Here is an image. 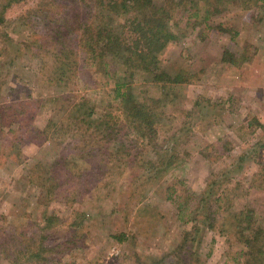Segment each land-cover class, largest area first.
I'll use <instances>...</instances> for the list:
<instances>
[{"label": "rangeland", "instance_id": "374dc122", "mask_svg": "<svg viewBox=\"0 0 264 264\" xmlns=\"http://www.w3.org/2000/svg\"><path fill=\"white\" fill-rule=\"evenodd\" d=\"M6 1L0 0V7ZM39 2L23 0L8 8L3 14L7 24L0 28V107H14L20 113L24 107L30 121L22 129L0 126V218H5L0 221V264H11L13 251L17 257L16 234L30 239L47 232L40 231L45 211L55 212L64 224L52 240L60 255L65 250L63 257L57 255L60 264H141L142 258L151 264L150 259L171 252L181 240L184 226L178 205L185 206L188 200L192 206L188 196H199L211 181L216 182L217 197L234 192L229 196L232 211L250 209L264 227V168L257 164L264 163V16L259 22L241 8L226 9L215 0L206 7L209 14L204 9L200 13L201 20L191 4L188 12L175 15L171 25L180 35L162 52L161 65L174 76L181 73L185 82L168 85L163 98L151 77L135 75V93L163 98V113L156 144L137 143L131 134L126 146L132 155L125 158L112 149L95 151L94 140L70 132L75 123L66 120L73 113V101H90L97 106L96 117L101 116L112 102V77L124 67L117 61L105 70L81 63L69 88L44 83L42 65L51 63L45 29L40 25L36 31L37 22H32L34 33L18 21ZM198 3L200 8L206 4ZM252 12L254 16L259 9ZM226 50L236 54L247 50L252 57L241 67L232 66L222 62ZM79 53L85 57L83 50ZM51 122L58 127L46 140L43 132ZM62 123L67 124L66 135L60 131ZM120 139L127 140L124 135ZM215 144H225L224 155L216 156L211 147ZM167 148L177 156L174 169L161 167L167 163L161 150ZM159 154L160 167H152L151 159ZM72 162L82 175L68 174L75 167ZM55 163L71 166L61 174L54 168L63 184L70 180L71 193L67 199L59 196L49 202V188L41 187V178L45 172L52 176ZM31 177H36L32 185ZM196 248L203 264L243 263L239 254L244 245L235 236L205 227Z\"/></svg>", "mask_w": 264, "mask_h": 264}, {"label": "trees", "instance_id": "16d2710c", "mask_svg": "<svg viewBox=\"0 0 264 264\" xmlns=\"http://www.w3.org/2000/svg\"><path fill=\"white\" fill-rule=\"evenodd\" d=\"M21 1L23 0H8L6 2L9 3L1 6L3 8L0 9V28L7 24L3 14L8 8ZM190 1L191 3L186 0L161 2L157 0H40L35 10H27L18 17V21L21 20L26 27L31 28L33 26L30 24L37 22L34 27L36 31H39L37 27L40 25L45 29L51 63H44L41 72L45 76L44 83L50 86L55 85L63 90L69 88L76 78V73L77 77L79 76L77 70L81 63L91 62V65L104 67L105 70L110 63L117 61L124 67L123 73H117L112 77L115 80L111 93L112 102L101 110V116L96 117L97 106L90 101L72 102L73 113L66 120L75 123V131L71 127L70 132L86 134L88 139H93L94 142L91 143L95 151L106 153L107 150L112 149L123 154L125 158L132 155L126 146L131 134L136 135L137 143L147 142L149 146L156 144L157 124H160L163 113L161 106L164 103V91L168 85L185 82L181 73L174 76L168 71L169 69L161 65L162 52L170 44L175 43L180 35V32L173 30L171 22L175 15L180 13L179 11L188 12V4L198 9V17L201 20L204 18L201 17L203 9L209 14L211 11L206 7H211L213 3V0H199L206 2L205 6L200 8L198 0ZM215 1L226 9L230 6L239 7L251 17H257L256 20L259 22L263 20L264 0ZM213 8L220 10L218 6ZM256 9H259V12L253 16L252 11ZM40 12L41 16L38 17ZM195 17L197 18V15ZM205 19L209 20L210 17ZM34 28L31 29L34 31ZM219 30L226 32V29L220 26ZM237 36L238 33H234L233 39ZM38 40L39 38H35L34 42ZM82 50L85 57L79 53ZM246 52L248 53L245 50L243 54L241 52L236 54L226 50L222 62L241 67L251 60L252 56ZM140 73H146L151 77L156 87L159 86L157 88L162 92L163 98H142L135 93L134 79L135 75ZM22 108L20 113L16 112L14 107H0V126L5 128L18 125L19 129L24 128L22 124L30 121H27L26 109ZM66 125L62 123L60 126L63 135L68 134ZM55 126L58 127V124L51 122L43 132L46 140L50 130L52 128L56 130ZM28 128L32 129L33 125L32 127L29 125ZM123 131L127 133L122 134ZM121 135L127 140L121 141ZM224 146L225 144H215L211 147L218 156L224 155ZM92 149L90 148L91 151ZM229 150L230 148L226 147V152ZM161 153L166 154L164 161L167 162L161 167L174 169L178 166L179 163H175L177 156H173L171 149L167 148L164 152L161 150ZM160 159V154L156 160L151 159L152 167H158ZM257 164L264 168L261 160H258ZM69 167L71 166L65 167L64 164L55 163L53 170H50L52 176L49 172H45V176L41 178L43 181L41 187L49 188L47 189L49 202L57 201L59 196L67 199L71 193L68 185L70 180L63 184L56 172L57 170L61 174L63 169L67 170ZM74 169H77V163L68 170V174L82 175L80 170L74 171ZM34 179L36 177L30 178V185L35 183ZM215 185L216 182L211 181L199 196L194 198V193L188 196L193 198L192 206H189L188 200L185 206L178 205L179 221L184 226L181 240L171 252L150 259L151 264H203L204 260L196 247L205 227L228 238L235 236L241 241L244 245V249L239 254L243 258L242 264H264V227L257 224L250 209L232 211L229 196L234 192L230 194L223 192L217 197ZM76 190L79 189L74 188V192ZM43 220L44 227L40 231L47 230L45 234L37 233L30 239L16 234L13 242L17 257L15 251L10 253L11 264H60L57 255L59 258L63 257L65 250L60 255V248L54 247L52 240H55L59 227L64 224L55 212L49 214L45 211ZM0 221L5 222V218H0ZM39 226H37L38 230ZM0 247L3 248V245ZM144 260V258L140 259L141 264H149Z\"/></svg>", "mask_w": 264, "mask_h": 264}]
</instances>
